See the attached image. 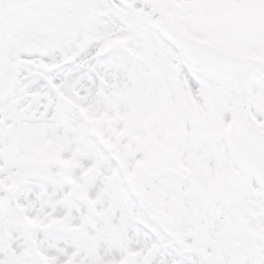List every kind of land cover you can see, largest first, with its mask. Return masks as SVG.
<instances>
[{
    "label": "snow or ice",
    "instance_id": "obj_1",
    "mask_svg": "<svg viewBox=\"0 0 264 264\" xmlns=\"http://www.w3.org/2000/svg\"><path fill=\"white\" fill-rule=\"evenodd\" d=\"M0 264H264V0H0Z\"/></svg>",
    "mask_w": 264,
    "mask_h": 264
}]
</instances>
